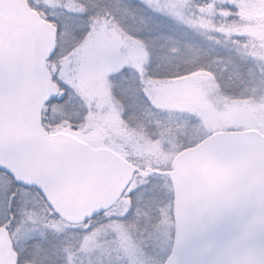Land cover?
<instances>
[{
  "label": "rangeland",
  "instance_id": "1",
  "mask_svg": "<svg viewBox=\"0 0 264 264\" xmlns=\"http://www.w3.org/2000/svg\"><path fill=\"white\" fill-rule=\"evenodd\" d=\"M25 1L57 30L49 68L69 109H49L48 132L80 135L95 147L112 143L137 168L105 213L86 224L55 225L66 236L63 264H164L174 242L172 161L215 133L264 135V60L240 53L244 39L233 55L209 42L201 18L181 21L168 1ZM83 122L91 123L90 132ZM108 128L111 140L98 137ZM151 177L165 184L172 201L153 228L127 227L129 195Z\"/></svg>",
  "mask_w": 264,
  "mask_h": 264
},
{
  "label": "water",
  "instance_id": "2",
  "mask_svg": "<svg viewBox=\"0 0 264 264\" xmlns=\"http://www.w3.org/2000/svg\"><path fill=\"white\" fill-rule=\"evenodd\" d=\"M56 30L24 0H0V170L39 190L60 217L111 207L135 167L108 148L50 135L42 109L56 94L47 62ZM174 244L166 264H264V136L222 132L173 161ZM0 229V264H17Z\"/></svg>",
  "mask_w": 264,
  "mask_h": 264
},
{
  "label": "trees",
  "instance_id": "3",
  "mask_svg": "<svg viewBox=\"0 0 264 264\" xmlns=\"http://www.w3.org/2000/svg\"><path fill=\"white\" fill-rule=\"evenodd\" d=\"M161 1L166 3L168 1L177 15L181 13L179 16L181 21H189L194 15H198L203 26L201 34L213 44H223L230 50L231 55L234 54L231 51L233 46L244 39L248 44L240 45V53H245L249 59L257 57L258 60L261 58L264 60V0ZM175 22L178 23V20L175 19ZM64 99L56 98L44 108V120H48L47 115L52 106L61 114L69 109L68 102ZM85 126L88 128L92 125L86 123ZM110 130L111 128H108L107 131L104 130L105 132H99L98 137L106 141L111 140ZM81 134L87 135V129H82ZM76 136L91 143L83 136ZM94 136L97 137L93 134V139ZM117 144L121 145L119 142ZM112 146L113 144L109 143L108 147L112 149L114 147ZM113 150L117 151L114 148ZM23 191L30 195L25 196ZM30 196L38 200L37 207L31 205ZM129 197L131 212L127 227L145 231L154 227L162 209L172 201V197L165 191V184L153 177L131 192ZM32 213L39 219L33 220ZM61 221L68 224L52 210L39 191L20 186L9 175L0 171V228L8 230L18 253V264H63V251L67 246L66 236L55 230V225Z\"/></svg>",
  "mask_w": 264,
  "mask_h": 264
}]
</instances>
